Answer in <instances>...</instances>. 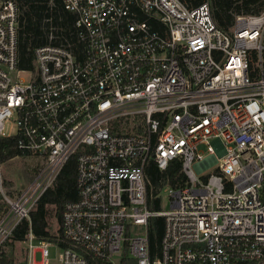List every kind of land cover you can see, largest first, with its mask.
I'll list each match as a JSON object with an SVG mask.
<instances>
[{
  "label": "built area",
  "instance_id": "1",
  "mask_svg": "<svg viewBox=\"0 0 264 264\" xmlns=\"http://www.w3.org/2000/svg\"><path fill=\"white\" fill-rule=\"evenodd\" d=\"M64 7L71 39L36 48L20 69V9L0 0V138L43 161L17 196H4L0 264L72 158L77 199L65 203L56 241L30 231L26 264H49V246L60 264H264V8L226 32L209 3ZM175 160L183 178L159 194L170 209L153 211L146 168ZM152 217L165 219L155 255Z\"/></svg>",
  "mask_w": 264,
  "mask_h": 264
},
{
  "label": "trees",
  "instance_id": "2",
  "mask_svg": "<svg viewBox=\"0 0 264 264\" xmlns=\"http://www.w3.org/2000/svg\"><path fill=\"white\" fill-rule=\"evenodd\" d=\"M20 9L19 18V68L32 67L34 50L50 43L71 39L74 31V15L64 7V0H15ZM192 7L209 3L212 16L217 25L229 32L236 16L257 14L264 8V0H183ZM53 36V39H51ZM23 155L15 148L14 138H0V162ZM181 163L172 161L165 171H160L155 162L146 168L149 208L160 211L159 194L166 186L177 187L183 178L180 173ZM77 199V160L72 158L64 167L53 189L48 190L40 199L37 207L30 214V221L24 220L15 230L12 242H24L32 231L38 241H56L48 223V207H56V215L60 226L66 202ZM165 219L152 217L148 226L150 247L153 255L159 251L164 233ZM61 234V227H60ZM59 234V236H60ZM3 264H16L4 257Z\"/></svg>",
  "mask_w": 264,
  "mask_h": 264
},
{
  "label": "rangeland",
  "instance_id": "3",
  "mask_svg": "<svg viewBox=\"0 0 264 264\" xmlns=\"http://www.w3.org/2000/svg\"><path fill=\"white\" fill-rule=\"evenodd\" d=\"M21 77L29 81L30 74H22ZM43 164V161L36 160L29 156L17 155L11 159L1 162L3 185L0 188V214L5 211L4 196L15 197L25 186L31 182L37 169ZM161 210H168L170 206L167 201H163L160 207ZM48 223L49 230L52 235L59 236L60 223L56 215V207H48ZM35 248L40 246L38 241H34ZM49 264H60L59 250L55 246H49ZM1 257H7L16 264H26L27 250L24 242H10L3 250ZM37 263L42 261L40 252H36L33 256Z\"/></svg>",
  "mask_w": 264,
  "mask_h": 264
}]
</instances>
